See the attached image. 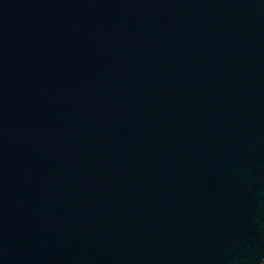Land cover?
I'll return each mask as SVG.
<instances>
[{
	"label": "water",
	"instance_id": "obj_1",
	"mask_svg": "<svg viewBox=\"0 0 264 264\" xmlns=\"http://www.w3.org/2000/svg\"><path fill=\"white\" fill-rule=\"evenodd\" d=\"M0 264H264V0H0Z\"/></svg>",
	"mask_w": 264,
	"mask_h": 264
}]
</instances>
